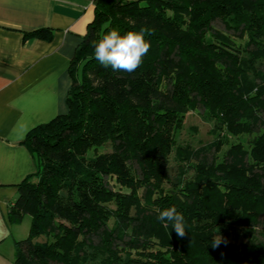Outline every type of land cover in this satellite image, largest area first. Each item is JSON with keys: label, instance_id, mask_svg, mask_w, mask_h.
<instances>
[{"label": "trees", "instance_id": "trees-1", "mask_svg": "<svg viewBox=\"0 0 264 264\" xmlns=\"http://www.w3.org/2000/svg\"><path fill=\"white\" fill-rule=\"evenodd\" d=\"M111 29L145 31L134 72L95 59ZM69 73L68 112L24 140L37 170L9 210L31 218L13 264H264V0H98ZM200 109L216 139L177 145ZM169 207L183 237L157 219Z\"/></svg>", "mask_w": 264, "mask_h": 264}, {"label": "crops", "instance_id": "crops-1", "mask_svg": "<svg viewBox=\"0 0 264 264\" xmlns=\"http://www.w3.org/2000/svg\"><path fill=\"white\" fill-rule=\"evenodd\" d=\"M98 0H0V264H13L31 218L11 224L20 184L37 170L27 134L68 112L70 65ZM45 32V39L33 33Z\"/></svg>", "mask_w": 264, "mask_h": 264}, {"label": "clouds", "instance_id": "clouds-1", "mask_svg": "<svg viewBox=\"0 0 264 264\" xmlns=\"http://www.w3.org/2000/svg\"><path fill=\"white\" fill-rule=\"evenodd\" d=\"M145 35L143 29L123 33L119 29L106 31L93 45L94 57L101 65L111 67L114 71L132 73L143 63V57L149 51L150 43L145 39ZM157 219L163 222L165 227L171 225V230L178 236L185 235V218L176 207L165 208ZM220 243L221 237L217 234L212 238L210 246L217 247Z\"/></svg>", "mask_w": 264, "mask_h": 264}, {"label": "rangeland", "instance_id": "rangeland-1", "mask_svg": "<svg viewBox=\"0 0 264 264\" xmlns=\"http://www.w3.org/2000/svg\"><path fill=\"white\" fill-rule=\"evenodd\" d=\"M221 28V26H219ZM214 121L204 115L203 111L195 110L186 115L184 126L181 132L177 134V145L181 146H191L196 149L201 145H206L213 142L216 139V135L213 133ZM243 140H246L243 137ZM237 138H232V142H237ZM228 147L224 148V151ZM222 156V154L220 155ZM178 160L176 159V151L172 153L169 158V168H168V181L172 183L176 182L178 177ZM192 172H190V175ZM169 182H166V187L171 186ZM241 241H243L241 239Z\"/></svg>", "mask_w": 264, "mask_h": 264}]
</instances>
